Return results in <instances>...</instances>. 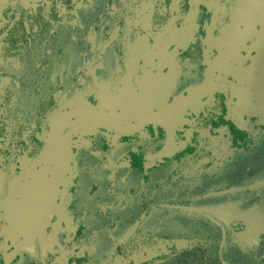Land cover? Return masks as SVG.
<instances>
[{
    "label": "trees",
    "instance_id": "1",
    "mask_svg": "<svg viewBox=\"0 0 264 264\" xmlns=\"http://www.w3.org/2000/svg\"><path fill=\"white\" fill-rule=\"evenodd\" d=\"M140 1L0 0V79L4 76L11 78L10 83L0 84V167L18 176L8 184L9 188L17 189L11 191L0 206V230L5 225L10 232L0 244V264H167L176 254L182 255L178 260L180 264H194V261L196 264H230L234 259L230 236L247 230L257 232L264 239V229L257 216H253L257 221L256 230L246 227L244 219H226V213L221 212L219 222L206 217V207L216 200L211 195L217 191L225 190L227 200L234 196L241 199L247 209L251 208V194L264 180V177L252 176L261 166L259 160L252 157V150L255 147L260 149L263 144L261 138L258 145L237 147V160L234 161L218 159H222L224 151H212L207 146L211 139L217 141L218 138L231 137V128L220 134L209 130L205 141L193 142L191 149L180 156L173 152L177 139L171 140L166 145H158L148 160L150 164L146 172L135 167L133 161L137 159L130 153L133 148L137 153L144 152L141 145H146L135 137L139 130L137 126H133L131 132H115V143L110 142L106 146V138L94 132L95 124L89 122L87 132H83L77 117L71 118L72 124L61 140L49 135L47 148H44V142H40V133L63 95L91 86L80 78L84 52L88 49L86 37L91 31L98 32V43L103 49L113 50L118 42L125 40L128 15H134L133 19L142 25L146 20L158 17L162 8L167 29L156 43L168 45L165 56L174 50L175 46L172 48L169 40L175 31L174 25L168 23V18L176 12L171 9L172 1H146L152 5L151 12L143 9ZM114 4L117 5V15L111 17L108 13ZM212 12L210 8L208 15ZM70 17L75 19V23L66 21ZM188 20L180 48L188 44L192 13ZM156 43L151 38L152 48ZM120 47H117L119 51ZM183 55L187 58L191 51ZM153 72L162 75L158 68ZM253 92L250 91L249 98H254L251 96ZM128 97L134 99V96ZM94 100L100 99L96 95ZM248 108L244 109L245 113L251 111ZM227 110L228 114L201 117L196 127L185 132L199 127L208 128L211 120L217 117L221 127L228 123L229 105ZM145 130L151 138L159 134L152 129ZM176 133L181 140L184 129ZM78 135L82 139L91 138L93 146L76 149ZM132 139L135 141L133 145L130 144ZM216 147H220L219 140ZM233 147L231 143L228 146L230 151ZM43 150L46 154L52 153V157L47 156L36 164L43 172L36 177L31 173L30 176L25 175L26 158H35ZM55 165L61 166L60 175L64 181L76 175L69 209L78 218H83L80 234L74 241L81 240L85 247L80 249L79 246L75 249L76 254L64 261H37L39 258L34 250L30 251V245L37 247L36 251H43L44 246L41 244L39 247L35 244L36 238L30 236L36 230V219L42 213L36 200L43 198L46 202L45 235L56 231L53 225L67 209L61 204L64 183L58 185L43 175L49 166ZM66 169L68 173H64ZM2 174L0 171V190L7 185L4 178L9 176ZM235 187H238L237 192L233 190ZM202 203L205 206L199 207ZM95 230H99L98 235H94ZM182 236L199 241L198 249H179ZM14 238L21 242L23 238L30 240L21 243L12 257L4 258L2 249L12 244ZM99 242L105 247L101 253H96L93 244ZM25 251H30L28 262ZM260 260L264 261V255ZM242 264L256 263L248 260Z\"/></svg>",
    "mask_w": 264,
    "mask_h": 264
},
{
    "label": "flooded vegetation",
    "instance_id": "2",
    "mask_svg": "<svg viewBox=\"0 0 264 264\" xmlns=\"http://www.w3.org/2000/svg\"><path fill=\"white\" fill-rule=\"evenodd\" d=\"M171 1V9L176 12L168 18V23L174 25L175 30L169 40L172 48L173 46L175 48L169 56H165L168 45L165 43L161 44V40L159 41L161 43H156L158 37L167 29V24L165 25V22H163L165 13L162 8L158 17L152 19V21L146 20L142 25L133 19L134 15L127 14L128 21L124 31L125 40L118 42L117 46L121 45L120 51L117 47L113 50L103 49L102 45L98 43V32L96 30L88 34L86 37L88 49L84 52V63L87 62L86 58L89 60L93 59L92 63L89 62L90 67H94L95 64L100 76L98 75V78L88 81L91 84V90L85 87L82 91L74 93L69 91L63 95L56 109L49 115L46 121L44 132L46 137L44 136L43 140L40 139V142H44V148H47L49 144V135H54L55 138L61 140L72 124L71 118L75 119L77 117L81 121L80 129L83 132H87L89 122L94 123V132L104 139L106 138V146L110 142L112 144L115 143V132H131L133 126L139 128L138 132L135 133V137L137 136V138L139 135L148 136L146 135L145 128L158 131L159 134L155 136L162 137L163 132L171 125L172 117L177 116V112L181 107L179 100L182 97L188 98L191 90H194L197 95L206 93L207 96L209 91H214L216 80L225 75L230 76V73H239L241 78L238 84L243 86L247 84L246 79L248 77L242 75V72L244 74L248 73V76L258 74L257 57L264 50V11L258 5L263 4L264 0ZM195 3L199 5H195ZM208 5H211V7L208 8ZM112 8H115V4ZM210 8L213 12L209 16ZM116 11L112 12L110 10L108 15L114 17ZM191 13L192 20L189 36L187 37L188 44L180 48L184 42V30ZM92 35H95V39L94 44L90 45L89 37ZM151 38L156 43L154 48L151 46ZM141 39L142 42H140ZM139 42L140 44L137 45ZM188 51H191V56L188 55L186 58L183 53ZM111 62L116 63L117 68L115 70H112ZM157 68L162 71V75L153 72ZM243 69L246 70V73ZM211 73H213V76L207 79V76ZM80 78L82 80V74H80ZM9 79L8 83L11 82V78ZM84 81L82 80V82ZM207 83H210V85ZM235 86L232 88L231 85L227 92L228 101L224 111L226 114H228V105L231 113L233 112L234 103L237 100L236 93L238 91L236 90L237 86ZM178 91H180L179 93L182 91L181 97H178ZM250 91L255 92V94L254 92L251 94V96H254L253 99H255L257 90L244 88V86L241 87L240 95H246L249 98ZM218 93L216 99H219L220 102L219 104H215L220 108L218 115H221L222 113L225 114L220 106L222 105L223 96L220 95L221 91ZM96 95L99 97V101L94 100ZM66 96L72 97V99H67ZM128 96H134V99H128ZM63 98H65L66 103L69 105L75 103L77 109L74 111L59 110L58 106L64 100ZM97 105L103 108L99 109ZM109 105L112 109L107 107ZM121 105L126 110L125 112L120 110ZM113 107L116 108V116L109 120L106 117L107 115L103 114L102 111L110 113L113 111ZM120 111L123 114H120ZM153 113L157 117L155 124L149 121ZM58 122L59 126L57 127ZM99 122L103 124L110 123V125L117 123L118 128L112 130V134L109 137L104 133H100ZM192 125H195V123ZM217 126L219 127L218 123ZM92 141L91 138L82 139V136L78 135L75 142L76 149L82 147L89 149L93 146ZM68 142L71 143V141ZM166 144L164 143L163 145ZM44 153L45 150H43L41 155L38 153L35 158H30V156L26 158L25 175L30 176L31 173L32 176L36 177L43 172L41 169L38 170L36 164L43 161L47 156L48 158L52 157V153H45L46 155L43 156ZM51 167L54 168L50 169ZM67 170L64 173H68ZM0 171L3 173L2 175H9L4 178L5 184L7 181V185L0 190L1 192L6 187L8 188L7 194L0 202L1 206L4 204L5 198L8 197L9 193L17 189L15 187L14 189L9 188L8 184L13 182L18 176H14L13 171H6L3 167H0ZM60 172L61 166H49L48 172L44 171L43 175H45V178L50 179L51 182L55 180L58 185L64 183L62 187L63 200L61 199V202L66 203V207L70 208L71 192L76 185V175L69 179L72 180L73 185L64 191L63 188L69 180L64 181L63 177L61 178ZM57 175L60 176V180L58 181H56ZM41 185L42 183L39 184V188ZM43 204L46 205V202L44 201Z\"/></svg>",
    "mask_w": 264,
    "mask_h": 264
},
{
    "label": "rangeland",
    "instance_id": "3",
    "mask_svg": "<svg viewBox=\"0 0 264 264\" xmlns=\"http://www.w3.org/2000/svg\"><path fill=\"white\" fill-rule=\"evenodd\" d=\"M146 1H149L150 3L153 0H141L139 4L143 5V9L146 11H151L152 5L147 4ZM161 1V0H160ZM117 5L115 4V8H110L112 12L116 11ZM262 10L264 11V3L261 5H258ZM138 8V7H137ZM135 8V9H137ZM134 13V11H132ZM264 13V12H263ZM64 14V11H61V15ZM264 17V16H263ZM66 21H70V23H75L74 18H67ZM90 45L94 44L95 35H92L89 37ZM87 62L83 64L81 69L82 74V80L89 81L94 80V78H98L99 71L97 69V66L90 67V63L93 62V59L86 58ZM90 62V63H89ZM258 62V68L259 72L258 74L249 75L244 74L242 72V75L247 76L246 83L244 88L249 89H255L257 90V96L255 99L247 98L246 95H240L241 92V85L238 84V81L240 80V74L239 73H230L229 75H225L224 77L219 78V80H216L214 91H209V94L206 96V93L197 95L194 90H191L190 96L188 98L182 97L180 101V108L177 112L176 117H172L171 125L163 132V136L161 137H153L149 138L145 135H139L138 140L141 144V149L144 150V152L137 153L136 149L133 148L130 153H133L132 156L135 157V161H133V164L140 172H146V168L148 164V160H150L151 156L154 155L155 151L158 149V145L160 144H166L168 141L177 139V145L174 149L175 156H180L184 151H189L191 149V145L193 142H200L205 141V137H208L209 130L210 132L213 131L215 133H222L226 130V128H231L230 135L231 137H225L224 139L218 138L217 141H207V146L211 147L212 151H215L217 149L218 151H221L224 153L221 155L223 156L222 159L219 157L218 159L223 160L227 159L229 161L237 160L235 157L238 154L237 147L245 146V145H252L253 143L258 145V141L261 138L263 141V144L261 145V148L258 149V147H255L254 150H252V157L256 158V160H259L260 165L255 173L252 176L256 177H264V50L262 54H258L257 57ZM111 68L112 70H115L117 68V65L115 62H111ZM246 73V70L243 69ZM100 76V75H99ZM93 78V79H92ZM1 84L8 83L9 78L6 76L2 77ZM243 80V76H242ZM84 81V82H85ZM237 86L236 90L238 91L237 94V100L234 103L233 112L228 116V123H223L221 127L217 126V118L212 119L210 125L207 127H199L193 129V131H187L189 126H191L193 123L195 125H192V127H196L197 123L201 121V117L205 118L207 116L216 114L218 115V111L220 110L219 106L216 104H219V99H216V95L219 94L218 92L221 91V94L223 96L222 100V107L223 112L225 111V106L227 104L228 98H227V92L230 89V86ZM235 86V87H236ZM249 86V87H248ZM88 90H91L90 87ZM112 92V90H111ZM178 91L177 93H179ZM182 96V91L179 93L178 97ZM67 99H72L67 97ZM206 98V99H205ZM64 100L59 103L58 109L60 110H67V111H74L77 109V105L75 103L69 105L66 103L65 98ZM205 99V100H204ZM75 101V100H74ZM121 102V101H120ZM168 102V101H167ZM170 103V102H168ZM216 103V104H215ZM215 104V105H214ZM123 105V104H122ZM120 106V110L125 112L123 106ZM217 106V107H216ZM99 109L101 108L100 105H97ZM109 109L110 105L107 106ZM250 107L251 111L249 113H245L244 109ZM103 108V107H102ZM101 108V109H102ZM115 107H113V111L110 113H107V111H102L103 114H106L107 118L110 120L112 117H115ZM120 111V114L123 112ZM225 113V112H224ZM52 116V115H51ZM153 124L157 122V117L153 113L150 116V120ZM163 123V122H161ZM230 123V124H229ZM59 122L57 123V127ZM99 131L100 133H104L107 136H111L112 130H115L118 128L117 123H114L113 125H110V123L103 124L101 122L98 123ZM152 128V127H151ZM184 128V134L181 137V140L177 136V130H180ZM45 129L41 131L39 138L41 140L44 139L45 136ZM46 137V136H45ZM219 140V146L216 147ZM134 140L132 139L130 141V144H134ZM230 143L235 146L233 147V151H230L228 146ZM160 148V147H159ZM206 151H209L208 149H205ZM251 150V149H250ZM173 153V154H174ZM109 161V160H107ZM127 163V162H126ZM109 164L111 165V161H109ZM128 164L130 162L128 161ZM54 167H51L50 169H53ZM56 181L60 180V176L57 175ZM73 185L72 180L67 181L65 187L63 188L64 191L67 190V188ZM7 188V187H6ZM3 189L0 192V202L4 199L5 195L7 194V189ZM236 192L238 191V187L233 188ZM65 193V192H64ZM233 194V193H232ZM214 198H216L214 203H211L208 205L207 208V218L208 219H215L216 221H221V212L226 213V219H230L233 217L244 219V221L247 223L246 227L251 226L252 229L256 230L258 229L255 225L257 221L253 219V216L258 217L259 224L262 229H264V180L261 181L258 185L255 191L251 194V199H249V203H251V208L247 209L246 205L242 204L241 199L239 200L237 197H228L229 200H227L226 191H217L215 194L211 195ZM63 200V199H62ZM239 200V201H238ZM64 201H66L64 199ZM44 200L38 199L36 201V205L39 210L42 211V213L38 216L36 219V230H34L30 236H33L36 238L35 244H38L40 247L41 244L44 246L43 251L38 250L36 251V248H33L30 245V251H35L37 259L40 261H64L68 259L71 255L76 254V250L79 246L80 249L84 248L85 243L81 240H78L75 242L76 236L80 234V228L82 226L81 219L74 215V213L71 211V209L66 207V203L61 202L62 206H64L66 209L65 214L61 216L60 220L55 222L53 227L56 229L54 233H50L45 235V227L47 226V222L43 221L46 217V210L44 209ZM64 204V205H63ZM205 205L202 203L199 207H204ZM226 206V207H224ZM213 216V217H212ZM215 217V218H214ZM1 219V215H0ZM11 220V219H10ZM12 221V220H11ZM225 220L223 221V223ZM221 223V224H223ZM52 227V228H53ZM104 227V226H103ZM2 230H0V244L3 242V238L7 239V236H9V230L5 227V225H2ZM99 230H95L94 235H98ZM44 232V233H43ZM243 232L245 234H243ZM242 233L237 232L235 235L230 236L228 239L230 240V247H232V256L234 255V259L231 260L230 264H242L248 260L255 261L256 264H264V261H261L260 258L262 255H264V239L258 234L257 232H249L247 230L243 231ZM43 234V235H42ZM258 234V235H257ZM47 236L45 239H41V237ZM259 237V238H258ZM30 238V237H29ZM29 238H23L22 242L18 239H13V243L9 244L2 249V256L4 258L12 257L15 251L21 246V243H26ZM41 239V240H40ZM95 239H97L95 237ZM182 239V240H180ZM179 239L181 248L179 249H198L199 247V241L190 240L189 237H181ZM260 239V240H259ZM19 244H16L18 243ZM46 243V247H45ZM100 243V242H99ZM1 247V246H0ZM93 247H95L96 253H101L105 247L100 244H93ZM12 250H14L12 252ZM252 250V252L250 251ZM29 251V252H30ZM29 252L25 251V255L27 256L26 262L30 261ZM182 255H175L173 258L168 260L167 264H180L178 260L180 259ZM29 258V259H28ZM182 258V257H181ZM197 262L194 261V264ZM187 264V263H186Z\"/></svg>",
    "mask_w": 264,
    "mask_h": 264
}]
</instances>
